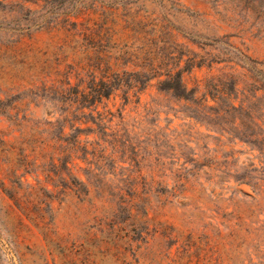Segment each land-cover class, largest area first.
Listing matches in <instances>:
<instances>
[{"label":"rangeland","instance_id":"374dc122","mask_svg":"<svg viewBox=\"0 0 264 264\" xmlns=\"http://www.w3.org/2000/svg\"><path fill=\"white\" fill-rule=\"evenodd\" d=\"M0 264H264V0H0Z\"/></svg>","mask_w":264,"mask_h":264},{"label":"trees","instance_id":"16d2710c","mask_svg":"<svg viewBox=\"0 0 264 264\" xmlns=\"http://www.w3.org/2000/svg\"><path fill=\"white\" fill-rule=\"evenodd\" d=\"M154 41L159 42V38L156 37ZM126 47L127 46H125V48ZM127 49L129 50L130 48L128 47ZM126 54H127V52H126ZM132 55H134V54H132ZM132 55H131V57H132ZM100 56L102 58L104 57L102 53L100 54ZM141 58H143L142 61H149L148 66H143L141 68V70L144 71V73H146L147 75L154 74V73L156 74L154 63H156L157 61H160V65H162V63H161L162 56L157 55L151 47L148 48V47L144 46L138 50L136 59H141ZM141 74H142V72L131 73V74H128L126 72H122L121 74L115 73L113 75H115L116 81L119 83H124L126 81L123 78V76H125V75H128L130 77L128 79L129 83H132V81L135 83H141L140 81H143V80H139V79H142ZM105 75L106 76H104V79L105 78L108 79L109 75L108 74H105ZM156 77L157 76H155V78H153V79H157ZM160 77L161 76H159V78ZM159 78L157 79L158 83H160V84L162 83L164 85V88L161 89L162 91L171 92L175 97H178L179 99H187L186 97L188 96L190 91L187 90V87L183 82L181 72H177L175 74H171L169 72V73L165 74V78H166L165 80H160ZM145 80L147 81V83L152 81V79H150V78H147ZM97 88H100V89H97ZM71 90H72V88H71ZM91 90L95 91L97 98H102V97L109 98L114 91L111 88L110 83L104 82L103 79L99 80V82H95V80H94L91 84ZM78 93H80V92L77 89L76 95ZM127 93H126V95H127ZM195 93L196 92H193V94H195ZM69 94L71 96V91H69ZM67 95L68 94H62L60 102L62 100L67 101V99H66Z\"/></svg>","mask_w":264,"mask_h":264}]
</instances>
